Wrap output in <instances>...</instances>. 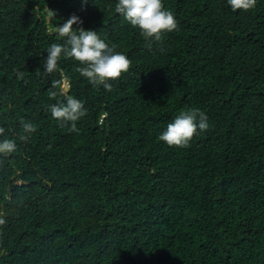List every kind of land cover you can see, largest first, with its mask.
<instances>
[{"label":"trees","instance_id":"obj_1","mask_svg":"<svg viewBox=\"0 0 264 264\" xmlns=\"http://www.w3.org/2000/svg\"><path fill=\"white\" fill-rule=\"evenodd\" d=\"M117 2L0 0V141L17 145L0 154V264H264V0H162L179 28L151 45ZM72 15L132 61L109 92L61 57L79 133L48 111L64 97L42 64ZM185 108L209 127L169 147Z\"/></svg>","mask_w":264,"mask_h":264},{"label":"clouds","instance_id":"obj_2","mask_svg":"<svg viewBox=\"0 0 264 264\" xmlns=\"http://www.w3.org/2000/svg\"><path fill=\"white\" fill-rule=\"evenodd\" d=\"M85 3V0H84ZM233 12H248L256 7L257 0H227ZM115 12L123 16L125 21L134 29H138L140 35L149 42H160L166 33L177 31L178 21L173 13L166 10L162 0H118ZM49 17L55 15L48 9ZM79 17L72 15L62 24L55 27L54 32L64 43H53L47 49V57L42 61L44 72L52 74L60 73V79L53 80L52 86L48 90L49 99H56L63 96L62 102L46 106L54 120L61 126L70 124V131L79 133L77 121L87 115V109L81 100L69 95V77L59 68L58 62L63 56L65 59H73L81 67L76 71L80 76L86 78L95 87L103 86L106 91H112L109 81L121 78L127 73L132 61L122 52L116 51V45L109 46L96 31L85 30L83 27L73 28V25H82ZM40 72L39 69L36 70ZM23 73H19L18 78H23ZM23 135L19 137L21 141L27 142L36 126L23 119L20 120ZM208 117L199 108H185L181 110L175 118L166 126L158 139L166 143L169 147L186 148L197 132H204L208 129ZM5 132L0 127V136ZM17 145L14 140L3 139L0 141V154H9L16 151ZM5 220L0 218V225Z\"/></svg>","mask_w":264,"mask_h":264}]
</instances>
